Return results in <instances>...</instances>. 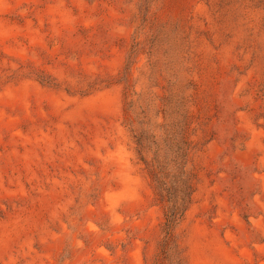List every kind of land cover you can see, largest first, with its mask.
<instances>
[{
	"label": "rangeland",
	"instance_id": "obj_1",
	"mask_svg": "<svg viewBox=\"0 0 264 264\" xmlns=\"http://www.w3.org/2000/svg\"><path fill=\"white\" fill-rule=\"evenodd\" d=\"M158 262L264 264V0H0V264Z\"/></svg>",
	"mask_w": 264,
	"mask_h": 264
},
{
	"label": "trees",
	"instance_id": "obj_2",
	"mask_svg": "<svg viewBox=\"0 0 264 264\" xmlns=\"http://www.w3.org/2000/svg\"><path fill=\"white\" fill-rule=\"evenodd\" d=\"M178 128L177 135L179 137H176V135L167 136L170 142L165 145L171 154L169 158L168 154L161 155L159 153L161 149L156 137L153 136V144L156 145V150L154 155L147 159L145 153L146 142L143 141L144 139L136 137L137 151L155 183L156 195L167 204L165 225L168 240L172 237V227L183 216L188 203L191 202L193 191L191 178L186 174L184 165V158L188 155L189 147L187 145H189V142L184 136V127L180 125ZM166 243L164 249L167 246ZM164 253L166 252L162 250V254ZM158 264L160 263L158 262Z\"/></svg>",
	"mask_w": 264,
	"mask_h": 264
}]
</instances>
